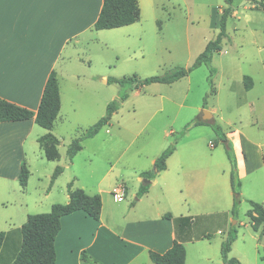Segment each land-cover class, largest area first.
<instances>
[{
    "label": "rangeland",
    "instance_id": "obj_1",
    "mask_svg": "<svg viewBox=\"0 0 264 264\" xmlns=\"http://www.w3.org/2000/svg\"><path fill=\"white\" fill-rule=\"evenodd\" d=\"M263 3L264 0H233L234 14L227 21V36L222 41L221 52L216 53L212 61L216 68L213 89L208 80L210 69L205 64L172 84L153 83L141 89H128L127 99L114 113L110 124L95 138L82 142L83 149L72 163L67 154L71 139L60 144L62 160L57 163L63 167L69 163L70 166L58 183L52 185L53 196L57 198L54 200H60L59 194L64 196L70 182L73 186H85L91 195L99 194V188L108 195L111 189H117L123 183L127 184L129 192L135 190L137 173L153 167L149 164L150 159L162 145L169 146L186 134L189 130L183 132L185 125L197 116L207 120L202 117L203 110L212 112L209 121L219 124L226 134L239 130L245 138L244 150L249 161L254 166L259 164L260 155H264ZM226 6V0H142L141 18L129 27L132 28L129 34L100 30L99 44L79 43L77 46L84 66L78 68L81 73L87 70L93 72L97 91L91 95L87 86L68 88L65 85L64 111L70 112L66 115L65 124L56 123L59 133L64 126H68L72 138L81 135L106 115L109 102L119 97L120 85L99 83L100 76L123 78L137 75L146 78L163 75L177 66H191L207 43L219 33L212 9L218 8L221 14ZM246 75L253 80L250 89L245 87ZM73 101L77 108L75 112ZM196 128H191L189 132L194 134ZM202 128L203 133L198 137L202 149L212 151L214 160L221 164L220 171H228L222 176L227 179L228 194L224 195V182L221 181L217 186L219 190L212 191L214 197L223 196L222 204L211 208L213 211L226 208L229 214L227 231L232 227L237 229V239L228 257L239 260L241 264H262L264 234L261 229H253L248 211L251 209L250 200L264 205V166L240 177L241 193L234 215L232 208L236 194L231 185L232 166L226 145L222 135L212 126ZM36 146L41 152L38 142ZM112 165L114 168L109 171ZM45 171L44 168L34 169L31 173L28 183L31 190L37 187L45 191L52 189ZM107 171L109 173L104 176ZM93 173L99 178L104 177L99 187L91 183ZM61 190L63 193H60ZM51 208L42 205L36 211L49 212ZM208 227L202 231H211ZM197 231L201 232L200 228ZM215 237L213 245L207 250L216 258H221L220 241L227 237L226 234ZM187 246L190 262L194 263L197 248L205 245Z\"/></svg>",
    "mask_w": 264,
    "mask_h": 264
},
{
    "label": "crops",
    "instance_id": "obj_2",
    "mask_svg": "<svg viewBox=\"0 0 264 264\" xmlns=\"http://www.w3.org/2000/svg\"><path fill=\"white\" fill-rule=\"evenodd\" d=\"M102 5L103 0H0V98L37 111L53 70L57 73L61 96V109L50 130L43 127L44 130H39L37 127L41 126L34 118L0 123V231L6 233L0 250V264H12L14 261L22 244L21 227L30 214L41 212L36 211L38 206L51 208L56 203H68L70 200L66 189L64 196L59 194L60 200L55 201L57 198L53 196V187L50 191L42 187L31 190L28 183L34 169L42 168L51 181L55 168L60 166L57 161L62 160L60 144L76 137L72 138L68 126H64L61 133L56 128L58 121L60 124L66 123V115L70 112L64 111L65 85L68 88L87 86L91 95L97 91L93 72L87 70L81 73L78 68L84 65L77 45L81 42L99 44L101 32L94 26ZM139 6L142 13V0H139ZM219 11L218 8L212 9L216 26L219 25ZM134 24L103 30L129 34L132 30L129 27ZM108 78L107 75L100 76L98 81L110 86L113 83H109ZM72 106H75L74 101ZM73 111H77L76 106ZM203 126L206 125L196 126L194 134L189 130L177 138L176 148L167 159L166 169L147 181L141 173L154 169L156 159L168 147L162 145L160 151L150 159L149 164H153V167L137 173L135 190L129 192L127 184L123 183L126 187L123 199L115 200L112 194L115 189L106 195L99 188L98 193L102 197L99 220L82 210L63 216L55 240V264H90L82 259L83 252L101 264H155L150 258V251L164 253L174 245L176 239L182 241L186 248V264H225L222 256L216 258L207 248L213 245L216 235H228V211L226 208L218 211L211 209L222 204L223 196L214 197L212 191L219 190L217 186L221 181L224 182V195L228 194L227 179L222 177L228 171H220L221 164L214 160L212 151L202 149L199 138ZM49 131L60 139L59 160L47 159L38 141ZM227 136L234 145L240 177L264 166L261 155L259 164L254 166L249 161L244 150L245 138L239 130L229 131ZM37 142L41 152L36 146ZM23 164L30 172L26 187H22L19 180ZM69 166V163L64 164V171L54 185ZM113 168L114 165L109 171ZM91 176V183L99 187L104 177L99 178L94 173ZM148 183V191L138 197L140 187ZM74 188H82L88 193L83 185L74 184ZM166 213L174 217H192L193 223L189 227L184 222L183 226L176 228L172 219L164 217ZM204 227L211 228V231H202ZM199 228L201 232L197 231ZM224 241H220L221 247ZM202 243L205 246L197 248L195 261L191 263L187 245ZM263 258L264 255L261 256L262 264Z\"/></svg>",
    "mask_w": 264,
    "mask_h": 264
},
{
    "label": "trees",
    "instance_id": "obj_3",
    "mask_svg": "<svg viewBox=\"0 0 264 264\" xmlns=\"http://www.w3.org/2000/svg\"><path fill=\"white\" fill-rule=\"evenodd\" d=\"M227 6L223 9L219 20V33L215 39L210 40L204 51L199 54L195 62L189 66H177L171 71L163 75H154L146 78H140L137 75L126 76L123 78L109 77V83H117L121 87L119 97L111 101L107 105L106 115L101 117L96 123L88 127L79 136H76L67 150L69 161H72L75 155L82 149V142L87 138L94 137L102 128L110 124L113 114L119 109L121 103L127 99L128 89H141L153 83L172 84L189 75V73L205 64L210 69L208 80L211 88L214 87V75L216 68L212 65L213 57L222 50V41L227 36V21L234 13L233 0H226ZM264 8V3L262 4ZM139 0H103V5L99 17L95 23V29H114L131 25L140 19ZM245 87L252 88L253 80L249 75L244 77ZM61 109V96L58 83V77L53 70L47 79L45 89L42 95L41 103L37 111L22 107L6 99L0 98V123L9 121H19L34 118L35 122L50 130ZM199 125H210L218 134L222 135V141L226 145L227 156L231 162V185L235 195L232 213H237V205L240 199V175L238 171V161L234 145L223 131L221 126L214 121L201 119L199 116L188 122L184 131ZM40 145L45 150V156L49 160H59L60 153L58 146L60 139L52 132H47L38 139ZM177 139L171 143L156 159L154 169L144 171L141 175L149 180L154 179L161 171L165 170L168 157L176 148ZM264 164V155H263ZM64 171L63 166H57L51 176L50 187L55 180ZM29 169L26 164L22 165L20 173V184L26 187L29 178ZM150 187V183L143 184L138 192V197L144 195ZM68 193L70 200L68 203H56L52 206L51 211L30 214L27 221L22 225V244L20 250L12 264H55L56 250L55 240L61 229V218L65 215L72 214L82 210L92 218L99 220L102 212V197L100 194L90 195L82 188H74L73 183L68 184ZM251 209L248 216L251 219V225L254 230H259L261 226L264 233V205L250 200ZM165 218L172 219L176 228L183 226L186 222L187 226L192 225V217H174L170 213L164 215ZM6 233L0 231V250L5 240ZM237 238V229L232 227L228 233L227 239L222 244V258L225 264H240L235 258H228L232 243ZM150 258L155 264H186V248L182 241H175L174 245L164 253L150 251ZM82 259L90 264H101L97 260L90 257L86 252L82 253ZM264 259V258H263Z\"/></svg>",
    "mask_w": 264,
    "mask_h": 264
},
{
    "label": "built area",
    "instance_id": "obj_4",
    "mask_svg": "<svg viewBox=\"0 0 264 264\" xmlns=\"http://www.w3.org/2000/svg\"><path fill=\"white\" fill-rule=\"evenodd\" d=\"M113 196L115 198V200H121L125 197L126 194V187L124 184H122L120 187H118L117 189H115L113 191Z\"/></svg>",
    "mask_w": 264,
    "mask_h": 264
},
{
    "label": "water",
    "instance_id": "obj_5",
    "mask_svg": "<svg viewBox=\"0 0 264 264\" xmlns=\"http://www.w3.org/2000/svg\"><path fill=\"white\" fill-rule=\"evenodd\" d=\"M212 116H213V114L209 110H203L202 111V117L203 118L209 120ZM147 181H149V180L147 179Z\"/></svg>",
    "mask_w": 264,
    "mask_h": 264
}]
</instances>
